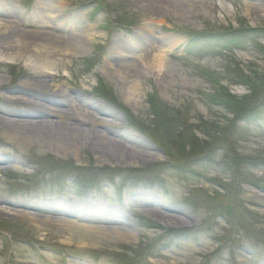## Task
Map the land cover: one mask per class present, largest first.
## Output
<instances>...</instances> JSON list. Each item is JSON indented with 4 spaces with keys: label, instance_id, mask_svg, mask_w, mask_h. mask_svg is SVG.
<instances>
[{
    "label": "rangeland",
    "instance_id": "obj_1",
    "mask_svg": "<svg viewBox=\"0 0 264 264\" xmlns=\"http://www.w3.org/2000/svg\"><path fill=\"white\" fill-rule=\"evenodd\" d=\"M37 1L0 0V23L12 14L19 29L38 35L47 26L44 5L53 29L72 21L56 28L61 36L91 27L89 51L65 58L68 68L54 83L117 114H97L112 124L98 131L152 157L102 142L113 151L107 160L91 146L78 157L63 156L37 143L9 142L0 124V155L14 159L0 171V206L7 212L35 214L16 204L41 198L73 205L79 197L84 206L92 200L111 211L122 207L131 219L89 224L87 208L76 219L48 204L38 213L76 225L38 226L0 213V264H264V0ZM59 2L62 11L52 9ZM119 48L130 57L116 54ZM153 56L165 71H144L143 60ZM108 61L140 76L132 100L109 74ZM25 71L20 61L0 63L7 87L0 86V98L26 80ZM166 210L185 222L168 225L160 215ZM125 221L137 234L130 242L112 233L124 230ZM60 251L75 259H62Z\"/></svg>",
    "mask_w": 264,
    "mask_h": 264
},
{
    "label": "bare ground",
    "instance_id": "obj_2",
    "mask_svg": "<svg viewBox=\"0 0 264 264\" xmlns=\"http://www.w3.org/2000/svg\"><path fill=\"white\" fill-rule=\"evenodd\" d=\"M9 4L12 3V0ZM44 0H38L37 5L42 4ZM2 3L0 2V5ZM44 4V3H43ZM50 5L56 10L61 9L59 4ZM44 13L49 11V6H42ZM1 10L12 12V8L7 9L2 5ZM45 14L42 17V24L45 26L44 31H40L39 34L34 35L18 28L17 21L13 20L14 17L10 14L9 19L0 23V63L2 64H15L21 62L25 67L26 80H22L20 84L14 89V91H7V95L0 98V103L3 106L25 105L29 107L28 111H16L5 107H0V124L4 125L6 131V137L9 142L21 139L30 143H37L43 148L55 151L59 155L68 156L73 155L75 157L80 156V153L85 151L88 146L94 149V153L99 156L100 159L107 160L110 156V151L107 153L104 151L98 142H102L110 148L120 147L121 150L127 153L133 154L137 158L148 159L152 157L148 152L140 151L135 147H128L123 142H118L117 139L112 140L104 134V132L98 131L99 126L112 127L111 122L103 120L98 115L106 118H114L117 114L100 109L98 105L80 97L79 94L74 91L62 89V86L54 81L63 79L64 75L60 73L61 69L68 68L65 58L75 57L76 55H82L89 51L87 43L92 41L90 34H88L91 27H82V29H69L71 32L65 36H61L56 33L58 26L71 25L72 21H66L65 19L60 22L61 25H57L54 29L51 27L55 22L50 19H45ZM160 23V22H159ZM117 45V44H116ZM121 57H130V51L126 48L122 50L119 48L116 51ZM150 62H144V71L148 72L150 69L155 72L165 71L164 63L157 56H153ZM109 74L119 82L126 90L127 94L133 99L136 90L140 85L139 75L134 72L130 65L121 66L109 63ZM0 86L6 87V80L0 76ZM49 92V95H42L45 92ZM11 94V95H10ZM48 94V93H46ZM68 117H72L73 120H67ZM92 122L91 128H86L85 125ZM123 141H130V139L124 135H120ZM97 139V141H96ZM117 145V146H116ZM12 159H5L0 155V171L2 167L10 162ZM264 205V195L260 196ZM66 201V200H65ZM65 201H58L54 199L49 205L55 206L56 211L66 212L70 217H76L81 212V206L74 202V205H67ZM138 202L137 200H134ZM140 202L145 200L139 199ZM101 203H94L89 200L87 203V209L89 213L87 220L89 224L91 221H97L102 219L103 221L113 223L118 222L121 219L130 221L131 219L124 213V211H111L110 207H106ZM17 207L30 208L37 210V213L20 212L16 209H7L0 206V213H8L14 217L26 218L32 221L38 226L50 222H57L66 227L76 225V222L68 220H54L48 217L42 216L38 211L44 212L49 207L43 199L39 198L36 202L31 203H17ZM99 205V206H98ZM145 208L152 204H142ZM15 206V205H12ZM98 207V208H97ZM100 207L104 208L105 213H102ZM168 209V208H167ZM107 211V212H106ZM149 211V210H146ZM167 213H160L165 223L168 225L179 224L185 222V218L179 215H175L174 211L166 210ZM152 212V211H151ZM65 213V214H66ZM179 216V217H178ZM124 230H114L112 233L114 236L130 242L135 236H137L133 226L128 222ZM87 230H95L98 228L91 226H84ZM97 233V232H96ZM71 264H82L80 262L72 261Z\"/></svg>",
    "mask_w": 264,
    "mask_h": 264
}]
</instances>
